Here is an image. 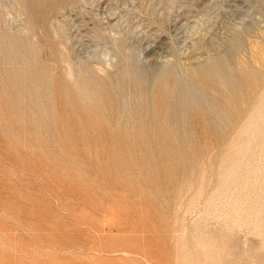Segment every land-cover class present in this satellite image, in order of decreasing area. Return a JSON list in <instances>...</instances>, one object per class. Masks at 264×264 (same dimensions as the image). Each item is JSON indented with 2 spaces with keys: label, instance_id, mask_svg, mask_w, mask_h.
I'll return each instance as SVG.
<instances>
[{
  "label": "rangeland",
  "instance_id": "1",
  "mask_svg": "<svg viewBox=\"0 0 264 264\" xmlns=\"http://www.w3.org/2000/svg\"><path fill=\"white\" fill-rule=\"evenodd\" d=\"M0 264H264V0H0Z\"/></svg>",
  "mask_w": 264,
  "mask_h": 264
},
{
  "label": "water",
  "instance_id": "2",
  "mask_svg": "<svg viewBox=\"0 0 264 264\" xmlns=\"http://www.w3.org/2000/svg\"><path fill=\"white\" fill-rule=\"evenodd\" d=\"M207 32H211V29L208 28ZM238 32L239 30H236V29H228L226 39L220 42L206 40L205 35H200L198 41H196L193 45L194 49L199 50L201 53H203L204 57H207L209 52L213 53L214 55L210 56L208 60L206 61V63L204 62L205 64L204 63L199 64V67L200 65H203V67L204 66L209 67L213 65L214 63L218 64L220 60H223L221 61V63H224L225 66H228L229 63L231 64V61L234 55V53L232 52V48H233L234 43L236 42V37L238 35ZM243 44H244V47L246 48V43H243ZM226 51L227 53L223 54Z\"/></svg>",
  "mask_w": 264,
  "mask_h": 264
},
{
  "label": "bare ground",
  "instance_id": "3",
  "mask_svg": "<svg viewBox=\"0 0 264 264\" xmlns=\"http://www.w3.org/2000/svg\"><path fill=\"white\" fill-rule=\"evenodd\" d=\"M14 48V47H13ZM53 59V58H52ZM24 61V60H23ZM54 61V60H53ZM81 76V75H80ZM84 81V80H83ZM196 81V80H195ZM199 82V81H198ZM55 83V82H54ZM57 84H58V82H57ZM58 86V85H57ZM94 86V85H93ZM60 87V86H59ZM58 87V88H59ZM90 89V88H89ZM91 90V89H90ZM35 91V90H34ZM50 92H52V91H50ZM93 92V91H92ZM39 93V92H38ZM59 93V92H58ZM62 93V92H61ZM70 93V92H69ZM58 96H59V94H57ZM71 96V95H70ZM93 97V96H92ZM96 97V96H95ZM36 98V97H35ZM38 98V97H37ZM41 100V99H40ZM57 100H60V99H57ZM74 100H75V98H74ZM107 100V99H106ZM34 101V100H33ZM170 102V101H169ZM32 103V102H31ZM58 103H59V101H58ZM96 103V102H95ZM100 104V103H99ZM101 105V104H100ZM40 106V105H39ZM164 106V101H160L159 103H158V107L159 108H162ZM57 107H58V105H57ZM60 107V106H59ZM62 107H63V105H62ZM104 107H105V105H104ZM58 109V108H57ZM60 109V108H59ZM58 109V110H59ZM78 109V111L80 112L79 114H80V116L82 117V115H84V116H86L87 115V112L84 110V108H82V107H78L77 108ZM68 111H69V109H68ZM106 111V110H105ZM70 112V111H69ZM60 114H61V112H60ZM169 114H171V111H168L167 113H166V115L167 116H169ZM62 115V114H61ZM87 117V120H89V122H90V126H93V127H95V128H98V127H100L99 126V123L98 122H96V120H94V117L93 116H91V115H87L86 116ZM62 118V117H61ZM57 119V118H56ZM83 119V118H82ZM147 120H150V118H146V121ZM159 121H158V123H156L157 124V130H158V132L160 133V135H161V139H162V141H165L166 139H168L169 138V136H170V133H171V131H169V128H168V126L167 125H165L163 122H162V120H160V119H158ZM74 121H76L75 119H74ZM97 121H99L100 122V120H97ZM143 123H145V122H143L142 121V124L140 125L141 126V128H142V130L143 131H145L146 130V128H147V126L145 125V124H143ZM59 124V123H58ZM68 124H69V122H68ZM149 124V123H148ZM116 125V124H115ZM150 125V124H149ZM60 126V125H59ZM68 126V125H67ZM75 126H76V124H75ZM238 126V125H237ZM58 127V126H57ZM69 127V126H68ZM175 126L174 125H172V128H174ZM69 129H70V127H69ZM75 129H76V127H75ZM61 130V129H60ZM161 153L163 154V157L164 158H166L167 156H169V155H171L172 154V152H171V150H169V148H162V151H161ZM154 159V158H153ZM150 161V160H149ZM155 166H156V164H155Z\"/></svg>",
  "mask_w": 264,
  "mask_h": 264
}]
</instances>
